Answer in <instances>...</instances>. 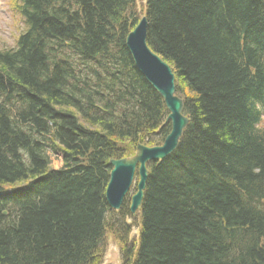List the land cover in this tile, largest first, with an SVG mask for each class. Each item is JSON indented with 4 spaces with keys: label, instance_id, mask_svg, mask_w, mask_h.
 Wrapping results in <instances>:
<instances>
[{
    "label": "trees",
    "instance_id": "obj_1",
    "mask_svg": "<svg viewBox=\"0 0 264 264\" xmlns=\"http://www.w3.org/2000/svg\"><path fill=\"white\" fill-rule=\"evenodd\" d=\"M12 5L25 29L0 49V264H102L108 235L122 264H264V0ZM143 17L189 125L148 165L131 236L109 163L171 130L126 47Z\"/></svg>",
    "mask_w": 264,
    "mask_h": 264
},
{
    "label": "water",
    "instance_id": "obj_2",
    "mask_svg": "<svg viewBox=\"0 0 264 264\" xmlns=\"http://www.w3.org/2000/svg\"><path fill=\"white\" fill-rule=\"evenodd\" d=\"M126 46L137 69L164 100L169 113L167 123L171 125V131L161 146L153 148L138 146L133 158L110 162L112 171L106 190V199L113 210L121 209L138 168L139 183L130 208L131 213L135 214L141 207L144 197L148 179L147 164L162 161L177 149L189 120L183 115V101L176 95L175 76L171 68L147 45L146 18H143L128 35Z\"/></svg>",
    "mask_w": 264,
    "mask_h": 264
},
{
    "label": "rangeland",
    "instance_id": "obj_3",
    "mask_svg": "<svg viewBox=\"0 0 264 264\" xmlns=\"http://www.w3.org/2000/svg\"><path fill=\"white\" fill-rule=\"evenodd\" d=\"M144 0H137L139 9H142ZM13 0H0V49H10L16 44L19 35L24 32L25 26L19 15L13 9ZM264 121V118H263ZM52 166L55 170L62 168V157H52ZM132 195V194H131ZM136 216V215H135ZM127 222L133 226L131 236L139 234V228L132 219ZM112 236L106 239V254L102 264H121L120 247Z\"/></svg>",
    "mask_w": 264,
    "mask_h": 264
},
{
    "label": "bare ground",
    "instance_id": "obj_4",
    "mask_svg": "<svg viewBox=\"0 0 264 264\" xmlns=\"http://www.w3.org/2000/svg\"><path fill=\"white\" fill-rule=\"evenodd\" d=\"M111 170H112V168H111Z\"/></svg>",
    "mask_w": 264,
    "mask_h": 264
}]
</instances>
